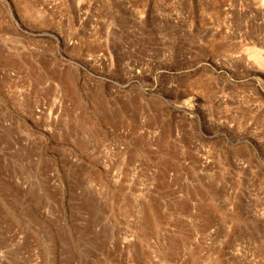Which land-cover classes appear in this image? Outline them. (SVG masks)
I'll list each match as a JSON object with an SVG mask.
<instances>
[{
	"label": "rangeland",
	"instance_id": "374dc122",
	"mask_svg": "<svg viewBox=\"0 0 264 264\" xmlns=\"http://www.w3.org/2000/svg\"><path fill=\"white\" fill-rule=\"evenodd\" d=\"M263 57L264 0H0V264H264Z\"/></svg>",
	"mask_w": 264,
	"mask_h": 264
},
{
	"label": "bare ground",
	"instance_id": "6f19581e",
	"mask_svg": "<svg viewBox=\"0 0 264 264\" xmlns=\"http://www.w3.org/2000/svg\"><path fill=\"white\" fill-rule=\"evenodd\" d=\"M263 59H264V57L262 58V61H263ZM2 212H3V211H2ZM0 213H1V212H0ZM1 214H2V213H1ZM5 217H6V216H5ZM5 217H4V218H5ZM5 220H6V219H5ZM60 230H61V229H60ZM60 234H61V233H60ZM61 235H63V234H61ZM64 235H65V234H64ZM80 238H81V237H80Z\"/></svg>",
	"mask_w": 264,
	"mask_h": 264
}]
</instances>
